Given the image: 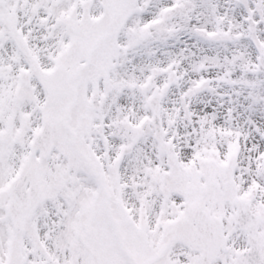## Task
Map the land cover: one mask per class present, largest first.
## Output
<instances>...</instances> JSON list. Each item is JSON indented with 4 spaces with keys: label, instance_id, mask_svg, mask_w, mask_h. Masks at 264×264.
I'll list each match as a JSON object with an SVG mask.
<instances>
[{
    "label": "snow or ice",
    "instance_id": "obj_1",
    "mask_svg": "<svg viewBox=\"0 0 264 264\" xmlns=\"http://www.w3.org/2000/svg\"><path fill=\"white\" fill-rule=\"evenodd\" d=\"M0 264H264V0H0Z\"/></svg>",
    "mask_w": 264,
    "mask_h": 264
}]
</instances>
